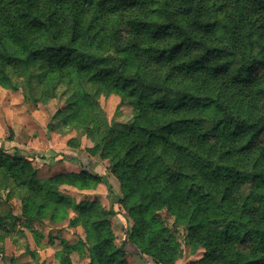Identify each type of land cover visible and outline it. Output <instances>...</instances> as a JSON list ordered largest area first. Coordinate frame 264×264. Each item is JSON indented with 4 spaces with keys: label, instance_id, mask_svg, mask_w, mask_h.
I'll list each match as a JSON object with an SVG mask.
<instances>
[{
    "label": "trees",
    "instance_id": "obj_1",
    "mask_svg": "<svg viewBox=\"0 0 264 264\" xmlns=\"http://www.w3.org/2000/svg\"><path fill=\"white\" fill-rule=\"evenodd\" d=\"M10 70L32 101L61 98L52 118L95 130L86 151L109 161L49 176L0 145V199H17L25 224L70 209L80 220L84 236L63 240L56 264L84 249L87 264H175L181 243L204 248L189 264H264V0H0V84L13 88ZM100 93L131 107L126 125L100 131ZM92 180L114 195L107 209L58 190ZM124 215L117 243L110 220Z\"/></svg>",
    "mask_w": 264,
    "mask_h": 264
},
{
    "label": "rangeland",
    "instance_id": "obj_2",
    "mask_svg": "<svg viewBox=\"0 0 264 264\" xmlns=\"http://www.w3.org/2000/svg\"><path fill=\"white\" fill-rule=\"evenodd\" d=\"M13 88L0 84V143L8 147H17L21 154L33 157V161L38 169L46 175H59L62 173H78L82 170L95 172L103 170L109 165L107 158H101L99 154L91 155L86 151L87 147L94 145L96 140L95 130L87 133H80L72 123H64L52 118L54 112L63 104V100L58 97H50L45 103L34 102L26 94L22 79L16 71H9ZM165 102H175L174 99H164ZM94 109V121L96 126L100 125L103 131L107 123H111L114 128L126 125L131 115V107L120 105L119 96L115 93H100L97 100L92 104ZM53 123V124H52ZM74 139L76 148H71L68 140ZM11 143V144H10ZM15 145V146H14ZM56 152L73 154L78 159H61L55 156ZM44 158L45 161L35 160ZM105 170V169H104ZM105 176L116 192L119 193L120 185L118 180L109 171ZM62 195L70 197L75 202H92L96 206L107 209L115 199L114 195L107 190V185L103 182L92 180L90 186L77 189L69 184H60L58 187ZM20 202L12 198L8 202L0 199V216H10L0 224V234L3 236L0 242L9 240L11 249L7 253L12 254L13 264H56L55 251L62 247V241L76 243L79 237L84 236V230L80 225V220L76 212L72 209L62 222L48 225H41L37 222L25 224L19 216ZM122 209V208H121ZM124 211V209H122ZM166 221L171 222V217L165 216ZM127 215L110 220V227L116 237V242L124 241V227ZM129 223L132 219L128 217ZM183 230L176 233L180 239ZM180 236V237H179ZM34 241V243H33ZM31 242V244H30ZM181 242V240H180ZM33 243V244H32ZM20 251L14 256L13 251ZM84 253L72 251L70 257L74 264H87L88 258L86 250ZM204 254V248L197 244L181 243L178 258L175 264H189L200 259ZM131 264H136L132 257H128ZM5 262L8 264L5 257ZM138 264H155L148 256Z\"/></svg>",
    "mask_w": 264,
    "mask_h": 264
},
{
    "label": "crops",
    "instance_id": "obj_3",
    "mask_svg": "<svg viewBox=\"0 0 264 264\" xmlns=\"http://www.w3.org/2000/svg\"><path fill=\"white\" fill-rule=\"evenodd\" d=\"M11 144V143H10ZM0 145H1V143H0ZM1 146H3V145H1ZM5 146V145H4ZM3 146V147H4ZM8 146V145H7ZM12 146V145H11ZM10 146V147H11ZM15 146V145H14ZM16 147V146H15ZM41 226V225H40ZM33 243H34V241H33ZM32 243V244H33ZM30 244H31V242H30ZM1 246H3V250H0V264H6V262H5V257H6V259H7V262H8V264H13L14 263V260H13V257H12V254H10V255H8L7 253L9 252V250L11 249V245H10V242H9V240L7 241V242H5L4 241V243H2V242H0V247ZM13 253H14V256H16L17 257V255L18 254H20V251H13Z\"/></svg>",
    "mask_w": 264,
    "mask_h": 264
}]
</instances>
